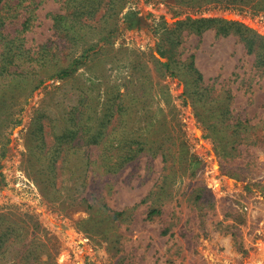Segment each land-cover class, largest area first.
I'll use <instances>...</instances> for the list:
<instances>
[{"label": "rangeland", "instance_id": "1", "mask_svg": "<svg viewBox=\"0 0 264 264\" xmlns=\"http://www.w3.org/2000/svg\"><path fill=\"white\" fill-rule=\"evenodd\" d=\"M36 1L37 16L23 33L26 47L47 44L60 55L70 47L79 63L65 78L52 73L71 60L49 65L10 134L0 215L23 237H15V251L0 256V264H18L22 244L51 248L49 261L43 253L29 264H264V67L254 65L235 35L198 34L184 22L221 16L264 34V14L128 0L118 16L101 17L102 9L84 15L97 33L73 34L68 42L47 15L62 0ZM22 20H8L10 35ZM191 56L203 75L198 83L185 75ZM212 105L223 106L228 123L245 122L232 155L223 136L229 128L211 125ZM40 114L52 118L42 119L43 153L56 156V176L45 181L46 163L30 136ZM61 128L64 139L54 142ZM104 148L136 158L107 174L98 167ZM198 188L210 193L208 210L195 199ZM234 219L237 241L223 233Z\"/></svg>", "mask_w": 264, "mask_h": 264}, {"label": "trees", "instance_id": "2", "mask_svg": "<svg viewBox=\"0 0 264 264\" xmlns=\"http://www.w3.org/2000/svg\"><path fill=\"white\" fill-rule=\"evenodd\" d=\"M127 1L128 0H62L59 11L49 12L47 15H49L52 22L51 27L58 34L64 35L68 42H71V36L73 34H83L85 32H89L91 34L97 33L93 31L95 28L92 26V22H88L85 18L82 19L84 15H86L87 19H90L91 17H87L89 13L95 14L97 11L102 9L103 13L101 17L108 13L117 14L118 16ZM181 1L198 13L212 8L219 10H237L238 12L248 11L253 15L264 14V0ZM39 3L40 2L36 0H0V168L2 166L1 161L5 156L7 146L10 142V134L12 133V130L20 124L22 120L20 116L21 112L24 110V105L27 104L28 99L38 86V84H33V82L36 79H41L47 70H49V65L54 60H58L61 57H64L63 61L66 63L70 60L71 62H69L67 66L55 68L52 75L54 77L57 76L56 78H65L66 76H69L79 63V58L77 60H72L73 55L70 57V52L73 50L70 47H67L69 52L66 55H60L58 51L52 52L51 48L47 47V44H43L42 46L39 45L38 48L33 47V45L26 47L23 33L29 29L32 21L36 18L37 14L35 10L38 8ZM128 16L129 15L125 18H128ZM19 18L23 19L21 21V28L16 29L14 35H10L6 28L8 20L12 22L13 20ZM127 21H129V25L132 24V19L123 20V22ZM116 22L117 21H115V25L110 28L108 32H113L112 29L117 27ZM184 22L198 34L203 33L208 29H212L215 31L216 35H235L237 39L242 42L246 52L254 56V65L257 68L264 67V34H259L253 31L244 23L236 19H227L221 16H200L193 19L187 17ZM58 61L60 62V60ZM166 66L169 71V59L166 62ZM170 72L172 75H176L175 71L170 70ZM185 75L188 81H191L192 83L201 82L203 79L202 73L194 65L193 56L190 57ZM187 87L189 88V86ZM202 92L203 89L199 93L203 95ZM190 95H193V93H188L187 97ZM204 95L207 96L206 93ZM210 101H216V98H212ZM222 107L223 106L220 105H212V110L216 108L217 112L211 115V117H214L215 119L211 125L212 127L216 125H224L225 128H229L228 131L223 132V136L227 138L226 142L231 143V146L229 147V154L232 155L233 150L237 149V145L240 144L241 140L244 138L242 130L239 128L245 125V122L239 120L231 124L228 123L229 118H226ZM42 119H45V121L47 119L48 123L52 121V118L49 116L43 117V114L37 115L35 122L32 124V126L34 125L36 127L37 131L32 129L30 131V136L32 137V140L37 141L36 147L39 151L38 153L37 151L34 152L33 149L35 148H31L29 151L30 153H37L40 155V158L43 159V163H46V166H42V172L43 174H46V178H44L45 181L49 180L48 177H50V174L53 178L56 176L54 165V158L56 156L53 155L54 151L52 150H48V152L43 153V150L45 149L43 130L47 124L46 122L44 124ZM63 132H65V130L62 128L58 130V134L55 137L54 142L57 141V143H59V141H63ZM109 134L110 133H108V135ZM90 136L91 135H89V137ZM101 151L102 152H99L98 156L100 160L101 158L103 160L102 162L100 161V165L98 167H100V170L104 167L107 174H113L115 167L122 166L121 164L124 161L136 158V152L133 154H123L110 148H104L101 149ZM59 152H61V150H59ZM121 158L122 160H120ZM66 159L67 154L64 157V161ZM111 159L115 160L113 164L108 162ZM95 161H97L96 158L90 163L92 165L96 164ZM86 165L89 168V164L87 163ZM3 183L4 177L0 172V186ZM50 184L54 185V182H51ZM59 188H61V186ZM204 190L205 188H198L195 190V199L200 201V207H203L205 204V207L208 210V207H212L213 203L210 193L205 194ZM82 200L87 201L85 198H82ZM101 206L106 207V203L101 204ZM86 207L90 208L93 206L92 204H89ZM123 212L124 211H121L120 213L122 214ZM151 212L159 213L160 211L152 210ZM0 216L2 218L0 222V256L3 257L15 251V237L18 235L22 236V234L14 230L11 225L5 226L8 221L3 218L5 215L2 214ZM239 226V221L234 219L232 224H227L225 226L223 233L230 234V236L235 238L237 241L240 230ZM24 236H26V234H24ZM11 248L12 250L10 251L9 249ZM50 249L51 248L45 245L33 246L32 248L25 244L19 245L17 254L20 253L22 256L20 257L18 264H29L32 255L39 258L43 255V253L46 254L45 262H47L53 255ZM239 250L240 252L245 253L243 248L239 247ZM35 263H37V261Z\"/></svg>", "mask_w": 264, "mask_h": 264}]
</instances>
